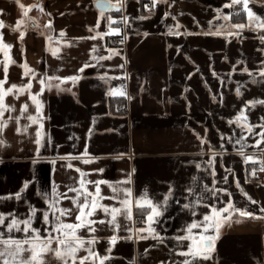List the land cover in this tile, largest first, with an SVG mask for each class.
Returning a JSON list of instances; mask_svg holds the SVG:
<instances>
[{
	"label": "crops",
	"instance_id": "obj_1",
	"mask_svg": "<svg viewBox=\"0 0 264 264\" xmlns=\"http://www.w3.org/2000/svg\"><path fill=\"white\" fill-rule=\"evenodd\" d=\"M110 1L0 0V264H264V0Z\"/></svg>",
	"mask_w": 264,
	"mask_h": 264
},
{
	"label": "water",
	"instance_id": "obj_2",
	"mask_svg": "<svg viewBox=\"0 0 264 264\" xmlns=\"http://www.w3.org/2000/svg\"><path fill=\"white\" fill-rule=\"evenodd\" d=\"M95 5L102 12H113L120 9V5L113 4L110 0H96Z\"/></svg>",
	"mask_w": 264,
	"mask_h": 264
},
{
	"label": "built area",
	"instance_id": "obj_3",
	"mask_svg": "<svg viewBox=\"0 0 264 264\" xmlns=\"http://www.w3.org/2000/svg\"><path fill=\"white\" fill-rule=\"evenodd\" d=\"M146 10L150 13L155 11V8H153L152 4H147L146 5ZM234 13H236V11H234ZM262 40L264 42V34L262 36ZM112 44L115 46H119V45H123L124 44V39L122 37H115L114 40H112ZM124 109V108H121ZM257 175L260 177L261 180H264V174H261L260 171L257 172ZM140 220V219H138Z\"/></svg>",
	"mask_w": 264,
	"mask_h": 264
},
{
	"label": "trees",
	"instance_id": "obj_4",
	"mask_svg": "<svg viewBox=\"0 0 264 264\" xmlns=\"http://www.w3.org/2000/svg\"><path fill=\"white\" fill-rule=\"evenodd\" d=\"M240 7V5L238 4H235L234 6H233V9H234V11H238V8ZM116 13H119V12H116ZM238 13H239V11H238ZM248 169L249 170H253V169H255V167L253 168L252 166H251V164H248ZM141 211H144V209H142ZM141 211H140V209L138 210V215H141V214H143V213H141Z\"/></svg>",
	"mask_w": 264,
	"mask_h": 264
}]
</instances>
